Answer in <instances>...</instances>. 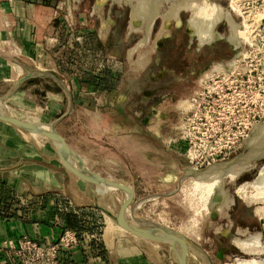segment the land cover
I'll return each instance as SVG.
<instances>
[{"label":"rangeland","instance_id":"rangeland-1","mask_svg":"<svg viewBox=\"0 0 264 264\" xmlns=\"http://www.w3.org/2000/svg\"><path fill=\"white\" fill-rule=\"evenodd\" d=\"M180 1L182 0L163 1L161 11L164 14L168 13L173 8V4ZM195 1L201 8H205L207 5L213 6L214 9L209 8V12L215 11L219 5L230 14L229 18H224L226 22L224 21L221 27L222 30L226 27V40H223L226 42L227 52L226 72L221 74L222 70L218 68L222 67L215 65L208 73L210 75L209 78L212 80H216L219 75L220 78L225 79L226 83L222 82L213 86V82L205 83L206 78H203V81L187 88L183 92L180 101H178L177 108L172 107L174 111H167L164 117H160L159 114L151 118L147 127L151 133L150 137L142 134V128H139L140 133L135 132L136 139L143 135L146 139L145 141L150 140V145L148 142V146L130 142L128 144L132 145V148L131 146L128 147L125 156L120 158L109 156L105 158L102 155H91L87 161L90 164H98L103 173L111 177V180L127 182L136 189L139 202L138 213L144 219L152 223L170 226L188 235V237L205 248H209L211 237L216 234L220 227L218 222L238 214V209L231 207L233 205L230 204L229 197L233 196L237 204L244 202L245 198L238 192V188L242 185L246 187L247 195L255 192L256 189L252 184L259 178L260 170L264 166V156L258 162V169L248 173L250 174L249 177L244 178L239 183L229 177H225L222 180L224 198H229L228 204L230 205L227 204V206H224L223 200H217L212 207L209 206L211 198L206 194L204 196L202 190L196 187V178H183V176L191 168L188 158L194 155L198 147L194 145L195 141L198 143L201 140L200 135V138H195L194 136L195 126L202 127L200 130L204 134L203 139L205 137L211 138V134L214 137L218 126L224 121H226L227 130L231 132V137L233 136L232 130H240L243 134H246L243 146L226 160L243 152L247 153L251 145L250 156L255 155V143H258L261 137L264 139V135L261 134L259 136V128L262 124L264 125V0ZM126 3L124 0H82L81 5L73 10V16L77 22L76 28L82 30L86 28L91 33L89 31L81 43H72L75 48V54L68 59L62 57L61 54H56L57 57L54 58L56 62L55 69L56 72H59L56 79L47 78L42 84H35L32 81L33 84H30L38 87H33L25 94L10 92V88H7L8 86H3L0 89V108L7 114L23 120L44 124L53 122L66 110L68 101L64 88L68 87L64 79L68 81L70 76L90 78L92 84L95 83V79L99 82L104 80L102 84L104 87H109V89L111 86H115L116 91L121 94L119 100L115 98V103L124 100L126 102L127 99L131 98L133 95L132 87L135 85L136 76L138 75V65H141L147 59L156 34L154 33L152 36L150 35L151 38L150 36L147 38V29H145L147 22H145V25L141 24L144 27L138 26V29L131 34L128 41L123 40L121 36L127 29L130 12L132 18V6L130 3ZM133 3H136V1ZM110 5L113 7L114 16L112 15V17L108 14V17L101 16L99 12L107 11ZM97 6L100 8L97 9ZM189 11L187 14L190 16V14H193V10ZM164 14L160 16L164 18ZM199 16L200 18L204 16L203 12ZM112 18L113 20L115 19L116 24L112 30L113 38L109 39L108 31H110L109 26ZM79 19L81 21L85 19L86 24L79 23ZM159 23H161L160 18L157 19L156 24ZM219 35L222 36L221 33ZM140 40L143 45L138 47L137 43ZM229 40L236 45V49L231 47L233 45H231ZM132 47H135L136 51H134L135 48L129 50ZM223 75H226V77L224 78ZM106 78H109L110 81L115 79L116 82L108 83L105 81ZM39 86H48L49 89H55L54 91L63 93V107L59 112L51 113L44 109L48 99L42 94H35ZM206 86L211 92L219 91L218 94L213 93L214 97L217 98L214 104L209 102L210 98L207 97V100L202 98L208 93ZM86 92L88 90H83L82 95L86 94ZM100 100L102 98L100 99L99 97ZM186 104H188V107H186ZM7 128L11 127L7 126ZM13 130L23 132L24 136L29 140L38 141L48 153V155L43 156L44 162L50 164V161H53L56 164H60L59 168L63 169L62 165L64 164L61 161V155L50 139L41 134L18 128ZM154 132L159 134V139H154ZM119 133L117 127L112 125L109 127L108 132H105L104 137L109 140L110 145L114 148L117 145L120 150L126 151L124 137ZM164 145L170 151L164 150ZM261 152L263 151L261 150ZM217 163L209 165L208 161L202 160L199 163V167H201L199 169H207ZM103 190L105 191L104 193L102 192L103 195L98 199L97 205L106 207L108 211L115 215L122 213L126 221L131 224V218L134 219L131 205L133 195L129 201L127 198L128 192L125 189L106 187ZM248 204L256 207L257 215L254 216L255 221L260 226V229H263L264 233V200L248 202ZM260 206L263 213L262 211L261 213L257 212V208ZM98 210L102 213L103 227L105 230L107 228V234H109L110 230L116 229V226L111 223L112 221L107 213L100 208ZM228 210L230 217L226 215ZM118 230L125 234H131L124 228H118ZM260 234L261 237L257 245L264 249V237L261 241L262 233ZM138 240L144 242V239L138 238ZM150 242L156 246L157 252H160L163 264H178L176 248L171 244L156 241ZM240 248L245 251L242 247ZM262 254H264V250ZM262 256L260 259L254 257L235 259L231 252H224L219 254L214 260H217L216 264H236L239 260L254 259L256 261H264V255ZM199 258L201 259L196 246H190V264H202L204 261L202 259L203 262H201ZM204 264L206 263L204 262Z\"/></svg>","mask_w":264,"mask_h":264},{"label":"crops","instance_id":"crops-1","mask_svg":"<svg viewBox=\"0 0 264 264\" xmlns=\"http://www.w3.org/2000/svg\"><path fill=\"white\" fill-rule=\"evenodd\" d=\"M54 1L0 0V89L8 86L10 92L25 94L33 87H38L30 84L34 80L35 84H42L47 78L56 79L59 74L55 69L56 54H61L65 59L75 54L72 44L64 47L66 36L61 18L53 6ZM81 1L74 0L76 4H81ZM78 21L86 24L85 19ZM89 31L86 28L81 30L85 35ZM103 81L95 79L92 84L90 78L70 76L68 81L64 79L68 87L64 88L68 102L58 126L85 166L91 172L110 179L98 164L87 161L89 156L120 158L126 155L129 146L132 148L128 143L137 142L141 146H148L150 141H145L144 134L135 138L137 127L134 120L137 118H134L135 114L129 108L128 99L115 103V98L119 100L121 94L112 86L110 89L105 88ZM105 81L116 82L109 78ZM85 89L88 92L82 95ZM54 90L48 86H39L34 90L35 94L46 96L48 101L44 109L51 113L59 112L63 107V93ZM99 97L102 100L99 101ZM112 125L124 137L126 151L120 150L117 145L114 148L104 137ZM7 126L0 124V200L3 202L0 206V240H15L27 235L44 242L56 241L61 231L69 228L66 227L65 216L56 212L48 201L39 204L27 202L40 195L62 193L78 207L98 209V199L105 190L87 183L65 165L60 169V164L44 162L43 156L48 153L38 141L29 140L23 132L13 130L15 128L12 126L8 129ZM142 129L144 133L145 129ZM102 241L105 252L100 257L92 251V245H83L68 254L67 264H163L154 244L145 239L142 242L132 234L120 232L118 228L110 230L109 234L106 228Z\"/></svg>","mask_w":264,"mask_h":264},{"label":"flooded vegetation","instance_id":"flooded-vegetation-1","mask_svg":"<svg viewBox=\"0 0 264 264\" xmlns=\"http://www.w3.org/2000/svg\"><path fill=\"white\" fill-rule=\"evenodd\" d=\"M96 8L98 9L100 7L97 6ZM112 10L113 7L110 5L107 11L98 12L101 16L108 17V15H113ZM189 10L190 9L179 10L178 13L171 18L166 16L162 18L160 15L163 14V12L161 11V14L157 15L154 19L150 35L152 36V34L155 33L156 36L154 37L152 49L148 54L147 59L142 63L143 65H138V75L136 76L135 85L132 87L133 95L128 99L129 108L135 114L134 118H137L134 120L135 126L138 128H136L137 133H140L139 128H144L145 131L142 134H146L150 137L151 133L148 131L147 127L151 118L159 114L160 117H164L167 111H174L172 107L177 108L176 105L182 98L183 92L187 90V88L195 86L203 81V78H206L205 82H213V86L216 84L219 85V83L222 82L226 83L225 79L220 78L219 75L216 80H212L209 78L210 75H208L209 71L215 65L222 67L221 74L226 72L227 52L226 42L223 41L226 40V27L224 29L225 31L221 29L225 20L223 19L213 26L202 27L204 29L203 31L208 30L211 33L209 36L201 37L197 30L198 27H196L198 24L197 20L193 19V14H190V16L187 14L190 12ZM129 17L130 19L127 29L121 36L124 41H128L131 34L136 31V29H131L130 27L131 12ZM159 18L161 19V23L156 24L157 19ZM110 22L111 25L109 26L110 31H108V35L109 39H112V30L114 29L116 22L113 18ZM215 31L217 34L216 36ZM219 33H221L222 36L219 35ZM141 40L137 43L138 47L143 45V43H140ZM230 43L233 45L231 47L236 49V45L233 44L232 41ZM133 48L135 47H132L129 50ZM228 50H230V48H228ZM134 51H136V48ZM134 51L131 54L132 57ZM223 76L224 78L226 77V75ZM207 79L210 80L207 81ZM114 88L116 87L112 86V89ZM207 92L210 102L217 100L213 93L217 94L218 91ZM153 135L155 140L159 139V134L154 132ZM164 150L170 151L165 145ZM169 153L174 154L173 152ZM222 162H226V160L220 161L219 163ZM249 175L250 174H246L242 180L249 177ZM231 204L233 205L231 207H236V209H238V214L231 216L229 215L228 210L226 215H229V217L231 216V218L218 222L220 227L216 234L211 237L210 247L205 248L200 243L194 241V246H196L199 253L201 252L200 254L204 259L207 258L206 260L209 262L211 261L210 264H216L217 260L214 259L224 252H231L235 259H249L252 257L260 259L263 257L262 255H264L248 254L237 244L238 238H248L250 237V234L256 232L262 233L261 241L263 240V229H260V226L255 221L254 217L257 215L256 207L248 204L245 200L244 202L237 204L235 198L234 203ZM260 233L258 234L261 237ZM200 260L203 262L202 258ZM202 264H204V262Z\"/></svg>","mask_w":264,"mask_h":264},{"label":"built area","instance_id":"built-area-1","mask_svg":"<svg viewBox=\"0 0 264 264\" xmlns=\"http://www.w3.org/2000/svg\"><path fill=\"white\" fill-rule=\"evenodd\" d=\"M80 5L76 4L74 0L70 2L55 0L53 2L56 14L61 18L62 30L66 36L64 47L72 43H81L84 39L85 34L81 32L82 29L76 28L77 22L73 16V10ZM206 87L207 91H210L208 86ZM218 96L220 97V95ZM207 97V95L202 96L206 100ZM212 103L214 104L215 100ZM195 129V138H200V135L201 140L198 143L195 141L194 145L198 147L194 155L188 158L191 168L194 169L201 168L199 163L202 160L208 161L209 165H211V163L214 164L228 159L243 146L246 140V134H243L240 130H232L233 136L231 137V132L226 127V121L218 126L215 136L213 137V134H211V138H202L204 137L200 130L202 127L195 126ZM43 201L53 204L58 213L75 214L81 222L82 229L65 228L61 231L56 241L50 242H44L27 235L15 240H0V264H67V260H69L68 254L83 245L89 247L92 245V251L97 253L99 257L101 253L105 252V246L102 241V236L105 232L104 222L101 216L102 213L98 209L90 206L78 207L71 198L62 193H55L50 196L40 195L32 198L27 203L39 204Z\"/></svg>","mask_w":264,"mask_h":264},{"label":"water","instance_id":"water-1","mask_svg":"<svg viewBox=\"0 0 264 264\" xmlns=\"http://www.w3.org/2000/svg\"><path fill=\"white\" fill-rule=\"evenodd\" d=\"M64 115L60 116L53 122L50 123H37L32 121L23 120L14 116H11L4 112L0 108V121L6 125L12 126L14 128L22 129L25 131L33 132L36 134H41L48 139H50L56 146L60 147L66 154L67 157L61 155V161L66 168L74 172L80 178H82L87 183L95 186L97 189L102 190L106 187L110 188H121L128 190L132 193V211L134 214V223H129L126 219L120 215H115L116 222L124 228L126 231L130 232L134 236L145 239L148 241L156 242H165L169 243L172 246L178 248L176 252L177 263L178 264H190V246H194L195 242L188 235L160 223H152L143 219L142 216L138 213V194L136 189L129 183L121 180H111L106 179L102 176L97 175L94 172H91L83 162L81 156L75 151V149L67 142L62 133L58 128V123L62 120ZM51 130L52 133H48ZM251 146H249V151L247 153L243 152L240 155H237L226 162L217 163L207 169H194L190 168L183 176V178L194 177L199 179L212 170L225 169L226 172L234 169L236 166H242L243 170L240 171L234 178L236 182L242 180V178L250 173L251 170L258 169V162L264 156L263 152L260 154L250 156ZM101 210L105 213H108V209L102 206H99ZM178 254V255H177Z\"/></svg>","mask_w":264,"mask_h":264},{"label":"bare ground","instance_id":"bare-ground-1","mask_svg":"<svg viewBox=\"0 0 264 264\" xmlns=\"http://www.w3.org/2000/svg\"><path fill=\"white\" fill-rule=\"evenodd\" d=\"M125 1H127L128 3H131L133 6L132 18H131V24H130L131 29H138V26L144 27L145 22H147L145 29H147L146 32H147V38H148L150 36L155 17L157 15L161 14V4L163 3V0H125ZM134 1H136V3H133ZM182 8L193 10V19L197 20L198 24L196 25V27H198L197 30H198V33L201 37L202 36H209V34L211 33L208 30L203 31L204 29L202 27L213 26L217 22H219L220 20H222L224 18L225 19L229 18V15H230L228 12H226L225 9H223L219 5L217 6V9L215 11L213 10V11L209 12L208 9L209 8L214 9L213 6L211 7L210 5H207V6H205V8H201V6L195 0H182L176 4H173V8L168 13H166V14L163 13V14H164V16L171 18V17L175 16L178 13V11L181 10ZM202 12L204 15V16H202L203 19H202V17L200 18V16H199L200 14H202ZM141 24H144V25H141ZM235 34H236V32H235ZM232 41H233V39H232ZM218 69L222 70V68H218ZM186 107H188V104H186ZM48 133H52V131L49 130ZM261 134L264 135V125L263 124L259 128V136ZM252 141H253V139H252ZM255 144H254L255 145L254 150H256L255 155H257L261 152V150L263 151V149H264V139L261 137V140ZM56 148L58 149V151L61 155H63L64 157H67V154L60 147L56 146ZM242 170H243L242 166H236V167H234V169L230 170V172H226V168L225 169L212 170L211 172H209L205 176H203L199 179H196L195 184H196L197 188H200L202 190L203 195L204 194L209 195V197L211 198L210 203L208 204L209 206L212 207V205L217 200H221V201L223 200L224 201L223 203H225L224 206H227V204L229 203V198H230L231 203H234V199H233V196H230L229 198H224V192H223L224 189H222V182H223L222 180L225 177H229L232 179ZM260 172L261 173L259 175L258 180L254 181L252 184V185H254V187L256 189L255 192L252 191L253 193H251L250 195H247L245 186L242 185L238 188V192L242 195V197L245 198V200L247 202L264 200V166L261 168ZM126 191L128 192L127 198L130 201V199L132 197V193L128 190H126ZM222 197H223V199H222ZM207 199H208V196H207ZM230 204H228V205H230ZM224 206H222V207H224ZM261 211H262V208L260 206L259 208H257V212L261 213ZM262 213H263V211H262ZM107 214H108L110 220L112 221L111 223H113L114 226H116V228H122L116 222V218H115L114 213H112L111 211H108ZM134 219L131 218L132 223H134ZM259 237H260L259 234L256 233V234L250 235V237H248V238H238L237 244L240 247H242L245 251L251 253L252 255L253 254H255V255L256 254H262L264 249L261 246L257 245L259 243ZM173 247H174V245H173ZM174 248H176V250L178 251L177 247H174ZM200 249H201V247H200ZM200 257L203 259V261L206 264H210L211 261L209 262L208 260H206L207 258L204 259V257H202L201 254H200ZM236 264H264V261H256L254 259L239 260V261H237Z\"/></svg>","mask_w":264,"mask_h":264},{"label":"trees","instance_id":"trees-1","mask_svg":"<svg viewBox=\"0 0 264 264\" xmlns=\"http://www.w3.org/2000/svg\"><path fill=\"white\" fill-rule=\"evenodd\" d=\"M40 95H41V93H40ZM1 190H2V188H0V192H1ZM4 192L6 193V191H4ZM9 196H10V198H13L11 195H9ZM0 198H1V196H0ZM1 205H3V202L0 200V206ZM61 215H64L65 216V219L67 220V226L66 227H69V228H72V229H75V230H81L82 229L81 222H80L79 218L75 214H73V213H65V214H61Z\"/></svg>","mask_w":264,"mask_h":264}]
</instances>
